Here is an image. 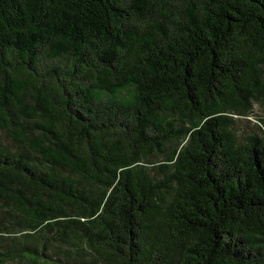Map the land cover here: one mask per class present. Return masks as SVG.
Listing matches in <instances>:
<instances>
[{
	"label": "trees",
	"instance_id": "1",
	"mask_svg": "<svg viewBox=\"0 0 264 264\" xmlns=\"http://www.w3.org/2000/svg\"><path fill=\"white\" fill-rule=\"evenodd\" d=\"M0 132V264H264V0H0Z\"/></svg>",
	"mask_w": 264,
	"mask_h": 264
},
{
	"label": "rangeland",
	"instance_id": "2",
	"mask_svg": "<svg viewBox=\"0 0 264 264\" xmlns=\"http://www.w3.org/2000/svg\"><path fill=\"white\" fill-rule=\"evenodd\" d=\"M263 116V111L258 106L255 107L254 115L252 117H249L248 120H245V122H242L240 127L241 131L244 132H251L253 130L259 131L256 125H259V118ZM1 136H4L2 132H0ZM6 138V137H5Z\"/></svg>",
	"mask_w": 264,
	"mask_h": 264
}]
</instances>
